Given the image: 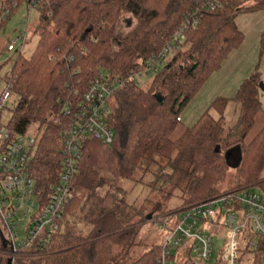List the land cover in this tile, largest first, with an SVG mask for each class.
Returning <instances> with one entry per match:
<instances>
[{
  "label": "trees",
  "instance_id": "1",
  "mask_svg": "<svg viewBox=\"0 0 264 264\" xmlns=\"http://www.w3.org/2000/svg\"><path fill=\"white\" fill-rule=\"evenodd\" d=\"M13 1L24 2L7 3ZM48 2L37 9L34 32L39 38L34 50L29 56L18 51L6 77V85L17 96L10 129L26 134L32 128L37 136L29 167L40 191L50 192L58 180L64 128L99 71L119 77L122 87L111 99L113 143L86 138L74 182L80 195L68 205L46 248L24 251L16 259L19 264H157L162 244L140 239L146 222L177 218L223 194L264 186V126L246 141L261 109L257 72L234 95L215 97L195 122L178 132L183 111L242 42L238 13L264 9V0H235L205 12L181 48L144 86L139 72L171 41L197 0ZM127 14L135 24L123 34L118 23ZM230 101L239 106L235 122L209 117L212 108L223 114ZM66 106L72 109L71 116L62 114ZM234 159L238 161L234 182L221 189ZM140 184L153 190L168 188L164 198L179 192L182 203L166 210L156 209L150 199L140 203L132 197ZM11 257L0 236V264Z\"/></svg>",
  "mask_w": 264,
  "mask_h": 264
},
{
  "label": "built area",
  "instance_id": "2",
  "mask_svg": "<svg viewBox=\"0 0 264 264\" xmlns=\"http://www.w3.org/2000/svg\"><path fill=\"white\" fill-rule=\"evenodd\" d=\"M32 8L45 7L48 0H24ZM235 0H197L196 7L184 16L181 26L163 49L152 55L138 77L153 76L198 27L205 12L223 9ZM21 3L0 0V22ZM251 3L248 2L247 5ZM24 40V35H20ZM19 39L9 43L8 51H15ZM122 87L119 77L100 70L92 81L84 100L63 131L61 171L50 192L44 194L30 174V159L37 142L34 133L17 134L3 121L7 103L17 96L9 85L0 94V226L11 250L12 264H19L17 256L24 251H42L61 227L70 202L80 192L74 182L83 158V144L93 137L112 144L115 137L108 118L111 99ZM15 107V106H14ZM13 107V108H14ZM12 112V109H10ZM64 116L72 109L64 107ZM26 222L23 236L19 228ZM168 234L162 244L157 264H264V186L229 192L188 208L176 220L166 224ZM222 229V234L219 231ZM224 237L221 253L213 258V235Z\"/></svg>",
  "mask_w": 264,
  "mask_h": 264
},
{
  "label": "rangeland",
  "instance_id": "3",
  "mask_svg": "<svg viewBox=\"0 0 264 264\" xmlns=\"http://www.w3.org/2000/svg\"><path fill=\"white\" fill-rule=\"evenodd\" d=\"M38 15L39 11L24 1L10 14V17L3 24H0V94L7 86L6 77L11 70L15 54L21 50L25 55L29 56L37 44L39 36L34 32V27L37 23ZM236 23L243 34L242 42L227 55L223 66L211 75L194 100L183 111V121L178 127V132L182 131L187 125L195 122L215 97L231 96L229 93L231 90L230 86H233L234 82H237L232 75L238 74L243 80L246 76L257 72L261 81L264 82V45L261 43V36L264 31V9L238 13ZM134 24L135 19L133 16L127 14L119 21L118 30L120 33L125 34ZM21 34L24 35V40H20ZM16 39H19V41L16 44L15 51H8V44L14 42ZM229 77H232L234 81H231ZM151 78L152 76L143 75L139 81L144 86L150 82ZM259 98L261 101V109L257 115L255 125L247 136V142L252 140L264 126V91L262 89L259 90ZM13 100L14 98L7 103L8 109L5 111L3 118L5 123H7L12 113L10 109L15 106ZM238 114V104L230 101L223 114L219 113L215 108H212L209 110L208 115L215 119L222 118L228 124H231L236 121ZM29 133H34V129L31 128ZM237 162V159L232 160L227 179L219 185V188L228 189L231 187L234 182V168ZM130 186L131 184H128V187ZM251 188L257 189L258 186ZM167 191L168 188L159 187L158 190H153L149 186L140 184L136 187L132 197L139 198L140 203L146 199H150L151 204L157 207L156 209L166 210L179 206L182 203L179 192L173 193L169 198L162 197ZM175 220L176 217L172 216L163 217L161 221L153 224L150 221L146 222L141 228L140 239L149 243H162L168 234L166 224L168 221L173 223ZM26 224L24 222L19 228L21 237L24 235L23 232ZM222 232L221 229L219 233L222 234ZM212 237L213 258H216L221 253L225 241L222 235L214 234ZM184 261L185 259L181 258L180 264H183Z\"/></svg>",
  "mask_w": 264,
  "mask_h": 264
},
{
  "label": "water",
  "instance_id": "4",
  "mask_svg": "<svg viewBox=\"0 0 264 264\" xmlns=\"http://www.w3.org/2000/svg\"><path fill=\"white\" fill-rule=\"evenodd\" d=\"M259 88L262 89V90L264 91V82H263V81H261V82L259 83ZM232 153H233V151H229V152L227 153V157L230 158V157L233 155ZM151 217H152V214H149V215H148V218L151 219ZM0 236H1V239H2L3 246H4V247H7L10 243H9V241L6 239V237L4 236V234H3V232H2V229H1V226H0ZM7 264H12V258H9Z\"/></svg>",
  "mask_w": 264,
  "mask_h": 264
},
{
  "label": "crops",
  "instance_id": "5",
  "mask_svg": "<svg viewBox=\"0 0 264 264\" xmlns=\"http://www.w3.org/2000/svg\"><path fill=\"white\" fill-rule=\"evenodd\" d=\"M232 76H234L233 78H235L236 79V81L237 82H234V85L233 86H230V95L232 96V95H234V93L237 91V89L239 88V86H240V84L246 79V78H248L249 76H246L243 80H242V78H240V76L238 75V74H234V75H232ZM229 79H231V81H234L233 79H232V77H229Z\"/></svg>",
  "mask_w": 264,
  "mask_h": 264
}]
</instances>
